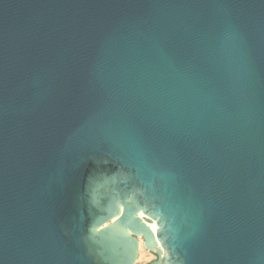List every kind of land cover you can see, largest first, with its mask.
<instances>
[{
  "label": "water",
  "instance_id": "water-1",
  "mask_svg": "<svg viewBox=\"0 0 264 264\" xmlns=\"http://www.w3.org/2000/svg\"><path fill=\"white\" fill-rule=\"evenodd\" d=\"M138 237L264 264V0H0V264Z\"/></svg>",
  "mask_w": 264,
  "mask_h": 264
},
{
  "label": "bare ground",
  "instance_id": "bare-ground-1",
  "mask_svg": "<svg viewBox=\"0 0 264 264\" xmlns=\"http://www.w3.org/2000/svg\"><path fill=\"white\" fill-rule=\"evenodd\" d=\"M148 226L152 232H155V222L149 223ZM138 243H139V252H138V258L135 264H140L142 260L144 261V259L146 260L149 259L152 254L145 249L144 243L141 237H138Z\"/></svg>",
  "mask_w": 264,
  "mask_h": 264
},
{
  "label": "rangeland",
  "instance_id": "rangeland-1",
  "mask_svg": "<svg viewBox=\"0 0 264 264\" xmlns=\"http://www.w3.org/2000/svg\"><path fill=\"white\" fill-rule=\"evenodd\" d=\"M155 258L153 257V255L151 254V257L149 259H144V261L142 260V262L140 264H147L148 262L154 260Z\"/></svg>",
  "mask_w": 264,
  "mask_h": 264
},
{
  "label": "built area",
  "instance_id": "built-area-1",
  "mask_svg": "<svg viewBox=\"0 0 264 264\" xmlns=\"http://www.w3.org/2000/svg\"><path fill=\"white\" fill-rule=\"evenodd\" d=\"M153 255V257L155 258V255L154 254H152Z\"/></svg>",
  "mask_w": 264,
  "mask_h": 264
}]
</instances>
